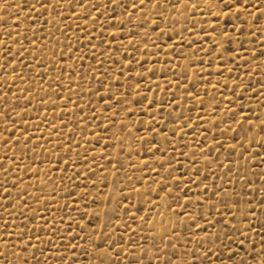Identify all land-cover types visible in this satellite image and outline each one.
I'll return each instance as SVG.
<instances>
[{
	"label": "rangeland",
	"instance_id": "rangeland-1",
	"mask_svg": "<svg viewBox=\"0 0 264 264\" xmlns=\"http://www.w3.org/2000/svg\"><path fill=\"white\" fill-rule=\"evenodd\" d=\"M0 165V264H264V0H0Z\"/></svg>",
	"mask_w": 264,
	"mask_h": 264
},
{
	"label": "snow or ice",
	"instance_id": "snow-or-ice-1",
	"mask_svg": "<svg viewBox=\"0 0 264 264\" xmlns=\"http://www.w3.org/2000/svg\"><path fill=\"white\" fill-rule=\"evenodd\" d=\"M52 2V0H48V3H51ZM241 2H243V0H241ZM141 3H143V0H141ZM42 7H43V4H42ZM91 38V37H90ZM5 143H7V141H5ZM18 143H19V141H18ZM0 166H2V165H0ZM223 191V190H222ZM26 203V202H25ZM247 215V214H246ZM233 219H235V216H233ZM230 227H232V228H235V225H229ZM242 235H243V233H241ZM218 239H219V237H217ZM73 247H75L74 245H73ZM227 247V246H226ZM205 255H207V254H205ZM213 255H215V253H213ZM3 256V253L2 252H0V257H2ZM229 258H231V256L229 257ZM256 259V255H253V260H255ZM244 264H247V261L245 260L244 261ZM258 264H259V262H258Z\"/></svg>",
	"mask_w": 264,
	"mask_h": 264
}]
</instances>
